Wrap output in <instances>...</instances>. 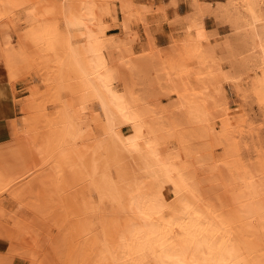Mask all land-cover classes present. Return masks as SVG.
Masks as SVG:
<instances>
[{"label":"bare ground","instance_id":"1","mask_svg":"<svg viewBox=\"0 0 264 264\" xmlns=\"http://www.w3.org/2000/svg\"><path fill=\"white\" fill-rule=\"evenodd\" d=\"M0 74L22 164L0 216L28 203L61 263L264 264V167L213 151L231 95L264 96V0H0Z\"/></svg>","mask_w":264,"mask_h":264},{"label":"rangeland","instance_id":"2","mask_svg":"<svg viewBox=\"0 0 264 264\" xmlns=\"http://www.w3.org/2000/svg\"><path fill=\"white\" fill-rule=\"evenodd\" d=\"M185 1L186 0H180V3L183 5ZM39 66L40 63L38 58L26 66L34 79H37L39 75L42 74L39 70ZM1 76L2 75L0 74V77ZM0 88L5 91V94L0 93V174L5 176L6 173L9 174L14 171H20L22 169V164L19 159L18 149L14 138L15 136L11 130V122L16 116H18V113L15 110L16 107L13 104V98L5 79L0 78ZM231 99L233 109L237 116V121L233 124H229L226 128L218 129L214 140L213 151L225 161V167L230 168L231 166H235L240 172L245 173L251 170L250 163L253 162L255 170L259 171L264 167L263 93L249 88V90H246L242 95L232 94ZM239 131L243 132V136H239ZM239 183L241 182L239 181ZM17 204L18 201L12 194L6 196L3 210L8 214H4V219L0 216V264H31L29 255H27L31 250L33 251V254L40 253L37 256V263L35 264H63L61 263V259H59L60 255L58 254V249L62 246V240L58 245L56 243L58 240L57 230L51 227L47 220L44 221V217L42 219L40 218L41 216L39 217V215L34 213L35 211L33 212V209L28 203H24L26 206L24 205V209L22 210L18 209ZM27 204L29 205L28 207ZM29 208H31L32 211ZM14 211L16 214H14ZM16 216L18 218H16ZM18 219L20 221L24 220L20 222L22 223V226L27 224L25 230H18L17 225L15 224L19 223V221L16 222ZM15 228L17 229L15 230ZM26 230L29 231L28 235ZM16 231H18L17 233L19 234L17 237ZM31 231L33 234H31ZM37 235L39 236L37 237ZM13 237L16 239L14 240ZM38 243L40 248L39 245H37ZM28 244L30 247L34 245V249L32 247L30 250ZM17 246L18 248H16ZM12 247L13 249H11ZM28 248L30 251L27 250Z\"/></svg>","mask_w":264,"mask_h":264},{"label":"crops","instance_id":"3","mask_svg":"<svg viewBox=\"0 0 264 264\" xmlns=\"http://www.w3.org/2000/svg\"><path fill=\"white\" fill-rule=\"evenodd\" d=\"M3 88H4V87H3ZM1 89H2V88H0V93H1V94H5L4 89H2V90H1Z\"/></svg>","mask_w":264,"mask_h":264}]
</instances>
